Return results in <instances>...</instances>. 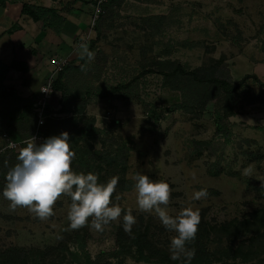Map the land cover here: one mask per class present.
<instances>
[{"label":"rangeland","instance_id":"374dc122","mask_svg":"<svg viewBox=\"0 0 264 264\" xmlns=\"http://www.w3.org/2000/svg\"><path fill=\"white\" fill-rule=\"evenodd\" d=\"M92 29L94 58H80L62 84L84 99L85 113L97 129L117 123L114 134L131 149L126 178L135 184V174L143 172L166 181L173 215L190 205L205 211L207 222L220 224L264 210V86L249 79L232 94L222 107L225 133L218 135L212 108L173 110L183 103L181 86L169 70L157 66L171 62L194 70L219 62L217 76L231 84L246 76L264 84V0H125L109 12L101 9ZM61 100L57 92L48 110L60 114ZM3 107L0 102V111ZM4 135L0 120V154L17 155L36 138L37 128L17 151L5 148ZM5 183L0 182V254L64 243L73 255L56 250L46 264H159L137 262L133 251L118 252L113 227L123 222V213L103 232L91 227L92 218L71 229L70 198L61 196L54 214L41 220L26 207L10 206L2 195ZM201 188L208 197L193 200ZM118 204L133 209L136 223L141 218L150 227L159 248H169L173 232L165 230L155 212L138 209L135 188L123 193Z\"/></svg>","mask_w":264,"mask_h":264},{"label":"trees","instance_id":"16d2710c","mask_svg":"<svg viewBox=\"0 0 264 264\" xmlns=\"http://www.w3.org/2000/svg\"><path fill=\"white\" fill-rule=\"evenodd\" d=\"M5 2L6 0H0V5L4 7ZM124 2L125 0H107L101 7L102 12L119 8ZM22 14L35 22L44 21L55 32H59L63 23V20L50 10L23 6ZM218 63L194 70H185L179 64L171 62H159L157 66L169 70L170 77H176L181 86L177 90L182 95L183 103L173 110L189 111V108L195 105L197 109L204 111L210 107L213 109L216 133L223 135L225 127L222 107L227 104V100L232 98V94L249 79H254L260 86L264 84L257 78L249 76L235 85L231 84L217 76ZM73 69V66H66L54 82L55 91L62 95L60 114H70V117L48 119L39 128V132L43 140L64 131L69 133L71 150L75 153L71 165L73 170L96 173L101 183L118 176L119 181L113 194V200L118 203L123 193L134 188V182L126 178L131 149L121 137L114 134L113 130L116 129L114 126L117 123H112L104 130L97 129L94 118L88 117L85 113L87 103L84 99L82 97L78 99L64 88L62 83L67 72ZM10 70H19V65L13 62L7 66L0 61V102L4 104L1 111L7 112V107H12L7 113L2 114L0 111V120L7 132L6 137L20 143L23 138L30 137L37 128L36 116L30 101L16 97L5 88L4 82ZM160 75L168 76L163 70L160 71ZM10 99L12 103L6 105ZM16 156L13 152L0 154V182L5 181L6 172L17 163ZM150 178L154 179L153 176ZM200 213L201 222L196 239L189 245L195 249L191 264H264V210L220 224L207 222L205 211L200 210ZM113 229L118 252L127 255L133 251L137 262L182 264L181 261L170 259L169 248L157 246L150 227L144 226L141 218L140 222L133 225L131 233L124 231L123 222ZM56 250H65L70 256L73 255L64 243L45 250L12 248L0 254V264H46L48 255Z\"/></svg>","mask_w":264,"mask_h":264},{"label":"clouds","instance_id":"9594fccd","mask_svg":"<svg viewBox=\"0 0 264 264\" xmlns=\"http://www.w3.org/2000/svg\"><path fill=\"white\" fill-rule=\"evenodd\" d=\"M80 55L89 60L94 58L86 44H81ZM82 70H85L83 66ZM8 147L17 146L9 143ZM74 157L66 131L47 137L39 144L35 137H31L18 152L17 163L5 174L3 197L10 201L13 209L26 207L37 218L46 220L54 214L56 201L66 196L71 201L67 213L71 229L88 225L89 218H92L91 227L103 232L106 226L118 221L123 213L124 231L131 233L137 222L133 209H123L113 200L119 177L113 176L101 183L96 173L73 170L71 165ZM134 180L138 209L146 213L155 212L165 230L175 233L169 244L170 259L191 264L195 249L189 245L196 239L201 222L200 209L186 205L175 215L170 214L168 205L172 190L166 181L154 180L143 172H137ZM208 195L207 189L201 188L194 192L192 199L199 201Z\"/></svg>","mask_w":264,"mask_h":264},{"label":"crops","instance_id":"0c3cea01","mask_svg":"<svg viewBox=\"0 0 264 264\" xmlns=\"http://www.w3.org/2000/svg\"><path fill=\"white\" fill-rule=\"evenodd\" d=\"M98 0H6L0 5V61L10 70L5 88L16 97L31 102L53 75L51 60H64L66 66L79 63L81 44L94 39L92 18ZM29 6L53 11L63 20L59 32L44 21H33L22 14Z\"/></svg>","mask_w":264,"mask_h":264},{"label":"built area","instance_id":"2783aa9c","mask_svg":"<svg viewBox=\"0 0 264 264\" xmlns=\"http://www.w3.org/2000/svg\"><path fill=\"white\" fill-rule=\"evenodd\" d=\"M107 0H98L95 3L94 8V15L92 18V25L98 20L100 14H101V7L103 4L106 3ZM86 57V56H85ZM51 64L53 67V75L49 78L47 83L43 86V88L40 91L39 96L36 98V100L32 103L33 111L36 116V122H37V135H36V143H42L43 137L39 133V128L45 123L48 119H64L67 118L64 114H57L56 111L50 112L48 109L50 108L51 101L56 95V91L54 89V82L57 80L58 76L64 71L66 67V62L64 60H51ZM48 91V92H45ZM43 121V123H41ZM5 138V148L10 151H17L20 147V143H16L11 141L4 135ZM9 143H14L17 147L16 148H10L8 147Z\"/></svg>","mask_w":264,"mask_h":264}]
</instances>
